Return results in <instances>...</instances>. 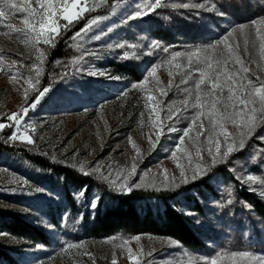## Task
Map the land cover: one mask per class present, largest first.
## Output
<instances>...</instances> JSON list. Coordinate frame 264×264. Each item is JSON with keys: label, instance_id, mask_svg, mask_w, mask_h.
<instances>
[{"label": "rangeland", "instance_id": "374dc122", "mask_svg": "<svg viewBox=\"0 0 264 264\" xmlns=\"http://www.w3.org/2000/svg\"><path fill=\"white\" fill-rule=\"evenodd\" d=\"M162 2L81 0L77 9H73L79 15L72 22L64 20L66 14L57 16V12L64 13L65 8L78 0H16L15 5L9 0L4 5L6 12L13 7L19 11L22 5L33 20L26 23V13L21 12L0 14L3 20L0 23V123H3L0 143L17 153L19 149L27 150L101 178L122 192H128V187L175 189L226 163L249 134L247 121L252 120L254 126L260 113L257 109L262 107L258 97L245 93L251 94L254 87L259 93L264 86V49L261 48L264 40L260 38L263 35L255 29L240 31L227 40L225 48L171 55L153 64L140 83L129 84L124 89L111 86L127 79V74L111 61L143 58L152 46L141 33L135 35L136 41L130 39L126 35L132 25L129 23L149 16L158 6H163ZM41 16L45 21L54 19L58 25L57 34L45 33L48 43H44V37L37 41L32 31V24ZM82 20L84 24L67 43L71 56L49 67L48 55L55 40ZM8 24L18 31L8 28ZM225 57L227 63L221 67L238 74L231 93L222 91L219 84L215 89L210 88L209 77L200 75L209 69L215 74V61ZM236 57L241 63H235ZM156 67L155 75H150ZM247 75L252 84L245 79ZM104 83L111 87L100 89ZM44 89L47 91L41 96ZM95 93L100 100L95 99ZM148 96L153 99L148 100ZM242 100L248 101L243 110L247 115L241 114L240 103L236 102ZM221 109L229 113L235 109L234 117L223 128L219 122L215 124ZM10 136L12 140L8 139ZM30 139L31 144L27 142ZM20 160L18 156L0 158V212L42 225L52 234L54 229L29 205L39 203L48 194L27 177L32 168L24 160L19 163ZM239 174L246 182L262 181L248 169L240 168ZM248 175L254 180L247 181ZM137 184L139 187H135ZM61 241L59 234L54 233L55 245L44 249L0 232V249H6L20 264H113V260L116 264H200L202 261L171 239L144 234L75 244L61 245ZM240 259L236 254L231 258L230 254L224 255L219 264H244ZM253 264H264V259Z\"/></svg>", "mask_w": 264, "mask_h": 264}, {"label": "trees", "instance_id": "16d2710c", "mask_svg": "<svg viewBox=\"0 0 264 264\" xmlns=\"http://www.w3.org/2000/svg\"><path fill=\"white\" fill-rule=\"evenodd\" d=\"M168 2L187 3L189 7L171 6ZM162 5L149 16L129 23L132 25L126 35L136 41V34H144L152 46L143 58L111 61L127 74L125 81L111 86L124 89L129 84L140 83L153 64L171 55L225 48L227 40L241 31V25L247 26L243 31L255 29L264 36V0H163ZM83 21L55 40L48 55L49 67L71 56L67 43ZM230 32L232 35L228 36ZM247 76L245 79L252 84ZM109 86L104 83L100 89ZM97 96L95 99L100 100ZM93 97L90 93L89 98L93 100ZM261 116L264 113L258 114L251 132L242 140L244 146L226 163L171 190L122 192L101 178L27 150L19 149L17 153L1 143L0 158L18 156L19 163L24 160L30 165L32 170L27 177L48 195L29 205L59 234L61 245L144 234L173 240L201 259L200 264L220 254L243 251L264 259V119ZM240 168L251 171L261 183L238 177ZM0 232L44 249L55 245L54 233L44 226L6 212H0ZM0 264L20 263L6 249H0Z\"/></svg>", "mask_w": 264, "mask_h": 264}, {"label": "snow or ice", "instance_id": "6c2138e0", "mask_svg": "<svg viewBox=\"0 0 264 264\" xmlns=\"http://www.w3.org/2000/svg\"><path fill=\"white\" fill-rule=\"evenodd\" d=\"M8 2H9V0H0V14H3V15H15L16 12L26 13V15L24 16V18H27L26 19V23H32L33 17L29 14V10L23 9L22 5H21V10H19V11L15 7H13L10 11L6 12L5 8H4V5L6 3H8ZM11 3L13 5H15L16 0H11ZM80 4H81V0H78V3L72 4L71 7L65 8L64 9V13H61V12L58 11L57 12V16H61V15L66 14V17H65L64 20L65 21L71 20L73 22V17L79 15V12H74L73 9H77L78 5H80ZM61 6H63V4ZM176 6H178V7L182 6L184 8L189 7V5L187 3H184L183 5H176ZM194 6H198L199 7L200 5H194ZM12 10H14V11H12ZM48 15L51 16V11L48 12ZM0 23H3V20H0ZM40 25H43V27H41ZM7 27L10 28V29H14L15 31H18V29L15 28V26L12 25V24H8ZM245 27H247V26L246 25H241L240 26V30L243 31V29ZM37 28H38V31H37ZM32 31H33V33H35V39L37 41H39L41 37H44V43H48L49 40H48V37L45 36V33L46 32H50V33H53V34H57L58 33V25H57V23L55 22L54 19L45 21L43 19V17L41 16V17H39L38 19L35 20L34 24H32ZM231 35H232V33L230 32L228 34V36H231ZM260 38H261V40H264V36H261ZM247 43H248V41H247V39H245V45H247ZM261 48L264 49V44H261ZM41 55H43V53H41ZM229 55L231 56L232 53L230 52ZM227 59H228L227 57H225L224 59L217 58V60L215 61L216 65H217V67H215V74H213L212 69H209L210 71L201 72L200 75L201 76H205V77H209V79H210L209 87L210 88L215 89L217 87V85L219 84L222 91L223 90H227L229 93H231L234 90L233 87H232L233 80L235 79L236 76H238V74L237 73L228 72L227 70H225V68L221 67V65L223 66V65H225L227 63ZM235 63H241V61L239 60L238 57H236ZM157 67H159V66H157ZM157 67L152 70L150 75H153V76L155 75V73L157 71ZM244 69H245V67L242 66V70H244ZM37 83H38V81H37ZM157 84H159V81H157ZM169 86H171V81L169 82ZM46 91H47V89H44L43 92L41 93V96L44 93H46ZM245 95H250V96L255 97V98L258 97V101H259L260 105H262V107L257 109V111H259L261 113H264V86L260 87V92L259 93L256 92V89L254 87L252 89L251 94L245 93ZM147 99L148 100H152L153 97L152 96H148ZM231 99L234 100V101L236 100L235 96H232ZM36 102L38 103L39 99ZM236 102L240 103V112H241V114L242 115H247V113H244L243 110H244L245 105L248 103V101L247 100H242V101H236ZM34 105H35V103L32 106H34ZM153 110H155V109H153ZM25 111H27V108H25ZM234 115H235V109H233L232 113L227 112L226 109H221V115L220 116H216V123L215 124H217V122H219V127L223 128L224 123L227 120L232 119L234 117ZM18 118H19V116L15 114V119H18ZM261 119H264V116H261ZM7 120L14 121L12 118H9V117H7ZM0 124H3V123H0ZM215 124H213V125H215ZM9 126H11V125H9ZM246 126L249 128V132H251V129L253 127V121L252 120H248L247 123H246ZM201 127H203L202 124H201ZM18 138L19 137L17 136V139ZM8 139L12 140V136L8 137ZM27 142L31 144L32 140L30 139ZM243 146H244L243 142H241L240 147L242 148ZM231 150H232V146L229 145V151H231ZM224 155L227 156L228 152H225ZM133 171H135V169H133ZM85 174H87V173H85ZM183 176H184V172L181 171V177L183 178ZM246 180L247 181H253L254 177L252 175H248L246 177ZM135 187H139V184L135 185ZM127 191L131 192L132 188L128 187ZM262 195H264V193H262ZM228 203H231V201L229 200ZM137 239H139V237H137ZM69 247H72V246L70 245ZM236 255H237V257L241 258L240 261H243L244 264H253V262H256V261L260 260V258L254 256L249 251L239 252ZM231 256H232V254L230 253V258H231ZM129 258L131 259V257H129ZM222 259H224V254H221L217 259H212L210 262H208V264H219L220 260H222ZM113 264H116L115 260H113Z\"/></svg>", "mask_w": 264, "mask_h": 264}]
</instances>
